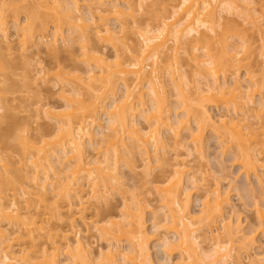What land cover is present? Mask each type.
I'll return each instance as SVG.
<instances>
[{"label": "bare ground", "instance_id": "bare-ground-1", "mask_svg": "<svg viewBox=\"0 0 264 264\" xmlns=\"http://www.w3.org/2000/svg\"><path fill=\"white\" fill-rule=\"evenodd\" d=\"M174 1L167 0V2ZM181 1L182 3L177 7L178 9L175 8L176 10L171 13L173 15L164 18L166 21L163 23L162 29L155 31L150 26L145 30L139 25L140 22L136 19L135 10L131 6L132 0H0V56L3 51L12 53L14 50V47H12L13 43L8 35L9 20L10 22L11 20L15 21V24L12 22L11 25H13L15 34H18L17 37L19 39L17 38L16 41L20 49L18 48L17 50L23 52V54L21 53L23 58L26 56L24 53L27 52L28 54L33 49L36 51L39 49L34 47H41V52L45 50V53L48 52L53 56H59L64 51L69 52L71 48H67L71 46L80 45L79 48L83 50L82 58L80 57L81 60L79 61L82 66L72 67L70 71L63 68L68 72L60 69L62 70L58 75L60 79L57 77L60 81V86L61 84L63 85L62 88H60L58 83L55 85L61 89H59L61 92L58 90L57 94L61 95L60 99L62 101H65L63 102L65 108H58L59 106L57 107L58 109L52 108L42 102L40 104L42 106L40 107L39 105L40 108L35 110L38 115L42 114L50 122L55 123L54 127L56 126L57 128L55 133L57 131L59 135L57 134L56 141L50 142L45 140V137L52 135L50 133V135L42 136L45 139L42 137L41 139L38 138L37 140L42 141L38 142V145L42 144L41 148L29 147V144L32 145L29 140L28 142L31 143L26 144L28 150L33 148L30 150H34L33 152L36 151L37 153L33 157L34 160L37 159V161L35 160L36 163H30L34 169H32L34 173H31L34 175L32 178L29 177L31 181L28 180L31 185H28L29 188L27 190L22 191L24 195H28L26 199H30L28 203L25 200L28 207H21L18 195L14 197H9L8 195L9 189L16 186L13 169H8L7 165H5L0 171V248L2 249V252L0 249V264H155L150 258L149 249L147 248L149 241L155 239L165 248L166 254L172 255L178 251L181 259H179V262L182 264L184 262H187L185 264H229V260L230 262L232 261L230 264H241L242 262H238L240 258L237 259L238 261L236 260L237 262H233L234 256L237 258V253L239 254L240 252L251 253V247L253 251V247L256 246H253V244H256L253 243L255 237L252 235L253 239L251 235L249 236L243 232L240 221L232 220L231 215V217L227 218L229 216V214L227 215L229 207H232L229 199V194L231 193L225 189L226 192L221 190V182L215 183L216 186L213 185L214 188L212 186L207 188L208 180L204 176L201 179L198 176L200 173L197 174L190 170L189 166L187 167L185 166L186 164L184 165L181 161L177 162L176 160V164H181L180 166L178 165L179 167H175L174 174L177 176L167 181L165 185H161L160 190L163 193L162 199L160 198L162 200L160 203L161 207L159 210H152L153 229L155 232L163 231V234L159 235L157 233L158 235L154 234L151 236L146 230L147 222L145 220V210L151 209V206L145 203L146 207L142 205V202L148 198L144 197L141 199L142 195L139 198H135L132 195L128 196L131 189L125 185V181L122 182V185L119 180L121 179V174L118 173L117 165L120 160H123L126 162L123 164L128 165L129 168L127 165L126 168L130 172L132 171V174L141 171L145 174V179L152 176L149 181L148 178L146 179L148 181H146V184L154 186L157 178L156 180L153 178L150 169L151 173H149L148 167L152 165V161L150 162L152 158L149 155L151 156L150 152H152V155L156 153L157 158L154 156V159L159 160H155L156 164L163 160L158 159L159 156L161 158L158 153L161 154V150H165V142L161 137L160 129L168 128L167 130H170L168 132L171 133L172 131L171 134L175 135V140L182 138L181 134L184 131L186 133L184 138L187 141L189 139L190 144H188L191 147V151L203 156L205 131L207 128H211L214 135H220V139L218 138L220 143L222 141L224 146L231 145V148L237 150L234 154V156L238 154L235 156V158L237 157L235 163L237 162L240 165L241 172H243L247 180L254 176L259 184H263L264 98L261 97L262 104H257L261 106L256 105L257 107H255L254 104L256 103L254 102L253 104V101H256V99H253L254 96L252 94L256 95V93L252 88L255 86L256 90L259 91L258 88L261 86H258L260 84L255 79L254 73H250L251 67L249 68L248 66H251L250 57H253V43L250 38L254 34L257 36L258 30L263 28L262 23L260 24L259 22L257 24L260 19L256 18L257 13L253 8L254 6L251 7L258 0ZM155 2L156 0H137V8L140 12H143ZM258 2L260 3L261 0ZM23 3L26 6H23ZM261 6L263 7L256 9L261 10L263 8L261 15L263 14L262 17H264V0ZM84 8L87 9V13H85L88 14V18L84 17L86 14L83 15L84 12L82 10ZM28 9L31 11L29 12ZM20 10H26V20L25 22H20L19 20V23L18 19L22 14H20ZM35 10H37V13ZM166 11H168V8ZM222 18H224V23H222ZM221 19L222 22L220 23ZM168 20H171L172 23L168 24ZM112 21L116 24L114 25L115 29L112 26ZM116 26L119 31L116 30ZM261 31L260 33L258 32V35L261 34ZM127 33L140 35L141 39H143V44L141 45L143 47L134 48L135 44H132V46L129 43L130 40L126 36ZM255 35L252 40L255 39ZM233 39L239 40V43L237 45L232 44L230 41ZM60 41L65 47H69H60ZM120 41L123 44V52L120 54L116 51L117 55L112 58L111 61L114 62L111 64L110 57L108 58L105 49L101 48L102 50H99L98 43L107 44L109 47L112 45L113 47L115 43ZM30 46L33 49L32 47L30 49ZM182 47L186 56L185 62L195 67V77H201L200 80L203 81L196 80L198 86H202V89L199 87V89H196L197 85L191 87L195 84V81L192 80L191 82V79L186 78L187 76L183 73L180 64L181 59L178 58L179 50ZM28 48L29 50H27ZM170 53L175 56V62L173 65L168 66L166 72L169 74L168 77L171 83L174 84V91L178 92L179 100L181 99V102L179 101L181 104L178 103L180 106L178 105L179 107L176 109H184L182 110V115H175L177 113L176 110L168 104L169 98L166 96L165 75L161 74V68L164 67L161 65L160 59L164 55L168 57ZM149 62L151 68H149ZM244 67L247 70H245V75L242 73L244 75L242 78L240 73L241 70L245 69ZM148 68L149 70L151 69L150 72L147 71ZM39 70L37 69L38 73L36 72L35 79L40 77L42 80V75H47V70L45 69V74L42 68ZM221 78L223 79V84L220 82V80L222 81ZM58 79L56 82H58ZM230 79L232 81L229 82L228 80ZM2 82L5 83L4 81ZM2 82L0 80V85H3ZM199 82L203 83V85ZM43 84L45 85V82ZM64 84L70 88L66 89ZM204 84L206 88L203 87ZM77 85L81 88H78ZM228 85L232 86V88L230 86L231 90L228 89ZM116 86L123 87V91L125 90L124 98L121 96L123 101L121 100L119 105L117 103L120 100H117L118 102L115 100L114 102ZM56 87L53 89H56ZM227 89L229 92H225ZM81 90H89L92 95L85 99ZM248 92L251 94L249 93L248 97H246L245 95ZM147 93L151 97L153 103L151 105L153 107H148V102L145 100V98H148L146 96ZM111 97L113 102H110ZM244 98L251 100L252 107L254 106L256 109L262 108V110H259L262 112H259V114L258 110H254V107L253 110L248 108V106H251L248 102L247 104L241 102V99L245 100ZM2 102H0L1 114L5 112L3 108L5 106H1ZM238 102H241V105ZM210 103L216 104L218 107L222 105V108L225 106V108L227 107L226 109H229V105H234V112L227 110L228 114H219L220 118L216 121V116L214 117L210 114ZM2 104L4 105V103ZM168 105L173 109L176 118L174 116L171 117L172 110H170L171 108ZM243 105H247L250 113L257 111L254 114L255 118L243 114L245 115L244 119L243 115H241L240 120V117H238L240 115L236 111L237 109L240 111V107H244ZM225 108L224 110H226ZM102 111L107 115L108 128L104 130L103 126H99L102 129L96 131L97 127L95 126L101 125L100 114H102ZM247 112L249 114V111ZM231 113L235 114L233 115L234 117ZM137 118V121L139 119L145 121V126L148 127L139 126L136 123ZM181 118L182 120H180ZM251 119H255L254 121L258 123L250 124ZM193 125H195V128L192 127ZM107 131L115 133V135L112 137L106 136ZM106 140L108 141L106 142ZM104 142H106L105 147L107 145L108 147L106 152L104 151L105 155H103L102 160L97 159V157L90 158L87 156V149L92 148L91 150L95 153L103 148L100 146ZM3 159H0V164L5 162V159ZM32 159L27 161L31 162ZM140 161L144 164H139ZM29 162L25 161V165L23 163L24 167L18 173L22 175L30 171ZM71 171L74 172L72 176H70L71 174L68 175ZM197 176L200 178L199 180ZM20 178H23V175ZM25 178L29 179L28 174L25 175ZM115 181L117 185L121 183L118 188L114 184ZM97 182L101 185L103 184L102 189L101 187L99 188L100 185ZM156 184L155 191H159L157 189L159 185L157 184V187ZM86 187L95 188L91 192L94 194L93 197L97 198L93 200H97L98 204V199L101 200L103 198L102 200H104L107 198L106 200H109L108 198L112 191L113 193L119 191L123 193V196H127V199L123 200L124 203L122 202V212L124 214L121 212V220L123 222L110 221V223L98 228L96 222H93L92 226L87 219L84 217L80 218L81 224L86 229L83 230L86 233L89 234L95 227L99 234L98 239L100 238L108 243L107 249L105 248L104 251L100 250L101 252L98 251L99 253L92 252L89 238L88 244L86 241L84 242L87 237L83 239L80 236L83 231L81 232L82 225L79 224L80 222L78 223L79 217L84 216L88 210V207L86 208L85 206L86 199L84 197L88 196L85 193L86 189H88ZM196 189L201 191V193L203 191L202 194L203 196L205 195L203 197L204 201L201 196L203 211L199 214L202 215L200 218H197L191 210V193L194 190L196 191ZM109 190L111 193L108 195ZM151 194L149 193L150 196H153ZM198 196L200 197L199 193ZM7 199L12 201L9 202ZM31 200H35L34 204L36 202L40 205L44 204L42 206H45L47 212L45 210L46 213L44 211L39 213V210L37 211L38 207L37 209L34 208L35 212L32 211L33 204L31 203L33 201L30 202ZM59 200H62L63 204ZM46 205L48 208H46ZM257 212L259 221L257 228L264 237V209H259ZM23 218L27 220L25 221ZM12 220L13 222L15 220L22 222L19 230L12 232L15 233L16 239H13V241L10 239L12 235H7L8 233L4 229L5 226L2 227L5 222ZM52 221H56L57 225H53ZM9 223L6 224L8 225ZM40 223L42 225H39ZM64 228L67 229L64 230ZM198 232L202 235V238L197 235ZM222 232L223 235L220 236ZM17 233H19L18 238L16 236ZM73 234L75 236H72ZM123 235L125 239L122 238ZM222 237L226 240H223L225 241L223 242L224 244L222 243ZM199 238L203 239L202 243H208L207 247L210 243L211 246L209 247L211 252L214 249L213 253H210L209 249L201 247V243H198ZM39 240L43 242L40 244L36 243ZM14 241H20V244L15 247L12 246L11 244L13 243L11 242ZM123 243L127 246L125 247ZM26 244L32 245V247L28 245L30 249H27L25 247ZM37 245L42 249L40 250L39 248L38 252H32L33 248L38 247ZM233 252H236L235 255ZM35 253L37 255L40 253L41 258L39 255L36 257ZM262 257V260H260L264 264V256ZM35 261L37 262L35 263ZM204 261L208 262L204 263Z\"/></svg>", "mask_w": 264, "mask_h": 264}, {"label": "rangeland", "instance_id": "rangeland-1", "mask_svg": "<svg viewBox=\"0 0 264 264\" xmlns=\"http://www.w3.org/2000/svg\"><path fill=\"white\" fill-rule=\"evenodd\" d=\"M258 1H257V3L255 2L256 4L253 3V5L251 7L254 6L253 8L255 9V12L257 13L256 18L260 19L259 21H257V24L259 22H260V24L262 23L261 25L263 26V28H261L262 31L258 30L259 33L261 31V34L258 35V32L256 33L257 36L254 34L256 36L255 39L252 40V38H254V35L251 34L253 37L250 36L251 37L250 41H252V43H253V45H252L253 46V49H252L253 50V57H250V59H249L250 62H251V66L248 65L249 68L251 67L250 68V73L251 72L254 73L255 79L260 84L258 86H261V87L258 88L259 91L256 90L255 86H254V88H252V89L255 90V93H256V95L254 93H253L254 95L252 94V96H254L253 99L254 100L256 99V101H253V104H254V102L256 103V104H254L255 107L259 106L257 104L261 103V97L264 98V17H262L263 14L261 15V13H262L261 10L263 8H261V10H258V9H260V7H263V6H261L263 0H261L260 3ZM181 3H182L181 0H175L174 2H167V0H156V2L153 5L148 6L146 8V10H144L143 12L142 11L140 12L139 9L137 8V0H132L131 6L135 10L136 19L140 22L139 25H141L142 29L146 30V28L148 26H150V27H152V29L154 28L155 31H157L159 29H162L163 23L166 21V20H164V18L165 17L168 18L171 15H173L171 13L173 11H175L176 9H178L177 7H179L181 5ZM250 4H251V2H250ZM257 4H259V5H257ZM23 6H26V4L24 5V3H23ZM173 7H174V10H173ZM251 7H249L250 10H253ZM165 8H166V10L168 8V11H166ZM256 8H258V9H256ZM23 9H25V8H23ZM85 9L86 8H84L82 10L84 12L83 15H85L87 13L86 12L87 9L86 10ZM28 10H29V12L31 11L30 9H28ZM35 11L37 13V10H35ZM25 12H26V10H23V11L20 10V14L21 13L22 14L21 15L19 14L20 16H19L18 22H19V20H20V22H25V20H26L25 19L26 18L25 17L26 16ZM252 12H254V10ZM43 15H45V14L43 13ZM43 15H41V16H43ZM84 17L88 18V14H86ZM227 17H228V15H227ZM222 19H223V22H222ZM222 19L220 20V23L221 22L224 23V18H222ZM256 20H258V19H256ZM168 21H169L168 24L172 23L171 20H168ZM12 22H14V24H15L14 20H11V22H10V20L8 21V23H10V25L8 26V31H9L8 35L10 37L9 38L10 41L13 43L12 47H14V50L12 51V53L7 52V51H3L1 56H0V80H1V82L2 81L5 82V83L2 82L3 85H0V87H1L0 88V97H1L0 102L3 101L2 103H4V105L1 103V106L2 107L5 106V107H3L5 112H3L2 114L0 113V117L3 116V117L0 118V159L1 158L5 159V162L3 164H0V171H2V169L5 167V165H7L8 169L10 168V169H13L15 171L14 172L12 170V172L14 174V179L16 180V186L14 187L15 189L14 188L9 189L8 195H9V197H14L15 195H18V200H19V204H21V207H23V206L24 207H28L27 204L25 203V200H27L26 198H28L27 197L28 195L27 196L24 195L22 193V191L23 190H27L29 188L28 185H31V184H29V182L31 181L30 179L32 178V176L34 175V174L33 175L31 174V173H34V171H33L34 169L32 168L31 164L34 163V162L36 163L37 159H35L36 160L35 161L33 157H35L37 153H36V151L33 152L34 150H30V149H33V148H30L29 149L30 151H29L26 148L27 147L26 144H29V143L32 142V145L29 144V147L41 148L42 144L38 145L39 144L38 142L41 141V140H37L38 138L41 139V137L43 135L45 136V135H48L50 133L52 135L49 134L50 136L45 137L46 139L42 137L46 141L50 142V141H56V137H58L57 136V134H58L57 131L55 133V130H57L56 126L54 127L55 123L53 124L52 121L50 122L42 114H41L42 116L38 115L36 113L37 111L35 112V110H38L36 108H40L42 106V105H40V104H42V102L44 104H47V106L49 105V107H52V108H57L58 106H59L58 108H60V107L65 108L64 107V103H63L65 101L64 100L62 101V99H60L61 95L59 96L57 94L61 90L60 88H62V86H63L62 84H61V86L59 84L60 77H58V75L60 74V71H62L64 69H68V71H70V69H72V67H77V66L81 67L82 64H80L79 61L82 58L81 55H82V51L83 50L81 48H79L80 45H77L75 47L66 46V47H69L67 49L71 48L69 50V52H66V51L62 52L63 51V49H62V51H60L62 53L59 54V56H57V55L53 56V55L49 54L48 52L45 53L46 52L45 50H44L45 52L44 51L41 52L40 51L41 47H34V48H39L38 50L40 52L37 50L38 51V53H37V51L35 49H33L32 46H30L29 48L31 49V47H32L33 50H31V52L28 51V52H30L28 54H27V52L24 53V54H26V56L23 58V56H21L23 54V52L22 51L20 52V50L19 51L17 50L19 48L18 43L16 41L17 38H18L17 37L18 34H15L16 32L14 31L13 25H11ZM111 23H113L112 26L114 28V25H116V24L113 21ZM262 26H260V27H262ZM117 28L118 27L116 26V30L119 31ZM126 36H128V39L130 40L129 43L131 45L135 44V46L132 45L134 48H142L143 47V46H141L143 44V39H141L140 35H132V33L131 34L127 33ZM230 42L232 44L237 45V43H239V40L233 39ZM121 43H122V41L117 42V43H115L113 45V47H112V45L109 47V45H107V44L103 45L102 43H98L99 48H100L99 50H102V49L104 50L105 49V53L108 54V58L110 57L109 60H110L111 64H113V62H114V61H111V60H112V58L116 57V55H117L116 53L118 52V53L121 54V52H123V44H121ZM59 46L60 47L64 46V48H66L65 45L61 41L59 42ZM29 48L27 50H29ZM136 50H138V49H136ZM179 51L180 52L178 53V58L181 59L180 64L182 66L183 73H185V75L187 76L186 78H190L191 79V82H192V80L195 81V84H193V86H191V87H194V85H197V87L195 86L196 89H197L199 86H198V82L196 80L199 81L201 77H195L196 76L195 75V72H196L195 71V67L191 66V64H187V62H185V57L186 56L184 54L183 47ZM124 53H125V51H124ZM37 54H40V55H37ZM126 60H127V58H126ZM174 62H175V56L173 54H171V53H170V55L168 57L166 55H164L160 59V63L164 67V68H161V74L165 75V82H166L165 86H166V91H167L166 96H167V98H169L168 99V104H170V106L173 109L176 110L177 113H175V115H180L183 112L182 110H184V109L178 110L176 108L180 106L181 99L179 100L180 97H179V95H177L178 92L176 91L177 92L176 93L174 91L175 90L173 88L174 84L171 83L170 78L168 77L169 74L166 72V70H168V66L173 65ZM40 65H42V66H40ZM148 65H149V68H151L150 67V62H149ZM2 68H5V69H2ZM41 68L44 70V74L46 73V70H47L46 74L48 76L47 75H42L43 79L45 81L43 79L41 80L40 77H39V79L36 78L37 80L35 79L36 74L38 73L37 69L39 70ZM149 68L147 69L148 72L151 71V69L149 70ZM60 69H62V70H60ZM245 70H247V69L245 68V69L241 70L240 76L242 78L245 75L244 74L246 72ZM64 71H67V70H64ZM60 76H62V75H60ZM182 76H184V75H182ZM45 77L46 78L48 77L47 81H46ZM63 77H64V75H63ZM57 79H58V82H56ZM228 81L230 82L232 80L230 79ZM44 82H45V85L43 84ZM48 82H49V84H48ZM201 82H203V81H201ZM201 82H199V83L201 85H203V83H201ZM220 82H221V84H223L224 83L223 79H222V81L220 80ZM57 83L60 86V88H58L59 86L58 87L55 86ZM86 84H87V82H86ZM118 85L120 86V84H118ZM80 86L78 87V85H77L78 88H81ZM117 86L115 88L116 89V92H115L116 96L114 97V102H115V100L116 101L120 100L119 103H117L119 105V104H121V100H122L121 96H123V98H124L125 90L123 91V87H117ZM230 86L228 85V89L231 90L232 86H231V88H230ZM55 87H56V89H53ZM68 87L69 86H66L65 88L68 89ZM203 87H205V84H204ZM222 87H223V85H222ZM199 88L202 89V86L199 87ZM84 89H86V88H84ZM228 89L225 92H229ZM56 90H57V92H56ZM254 90H252V91L254 92ZM81 91H82L83 97L85 96L84 97L85 99H87L89 96L92 95V93L89 90H81ZM252 91H250V92L252 93ZM250 92H248L245 96L248 97V94ZM199 93H200V90H199ZM63 95L65 96V94H63ZM146 96H148V93L146 94ZM227 96L229 97V95H227ZM249 96H251V95H249ZM249 98H248V100H246L244 98L246 101L242 100L243 99L242 98L241 102H243L244 104H247V102H248L251 105L250 107L248 106V108H252L251 110H253L254 106L252 107L253 104H252L251 100H249ZM145 100H146V102H148V107L153 105L151 97L148 96V98L147 99L145 98ZM259 100H260V102H259ZM89 101H91V100H89ZM110 102H113L112 101V97H111ZM241 102H238L239 105H241L240 104ZM151 103H152V105H151ZM178 103H180V104H178ZM36 104H37L38 107L36 106ZM230 104H232V103H230ZM39 105H40V107H39ZM210 105H209L210 114L212 116H214V117L216 116L215 117L216 121H218V119L220 118L219 117L220 115L228 114L227 110L229 112H234L233 111L234 110V105L233 106L232 105L228 106V108L230 110L226 109L227 107L225 108V106L222 108L221 107L222 105H219V107H218V105L212 104V103H210ZM170 106H169V108H171ZM243 106H244V107H242L243 109L240 107V111L238 109L236 111V113L237 114L239 113L238 115H240V116H238V115H236V116L240 117V120H241V117H242L241 115H243V114H246V116L249 115L250 117L251 116L254 117V114H256L257 111L256 112L253 111L254 113H252V112L250 113V110L247 108V105H243ZM231 107H233V108H231ZM255 107H254V110L256 109ZM172 108L170 109V110H172L171 117L174 116V113H173L174 111H173ZM219 108H220V110H219ZM224 108L226 110H224ZM5 109H7V110H5ZM150 109H152V108H150ZM147 110H149V109H147ZM256 110H258V113L262 112V111H259V110H262V108H259V109H256ZM247 111H249V114H248ZM101 113H102V114H100L101 125L95 126V127H97L95 129L96 131H99L102 128H104V130H107V128H108L107 121H106L107 120V115L103 111ZM231 114H232V116L235 115L234 113H231ZM39 116H41V117H39ZM244 116L245 115H243V119H244ZM174 117L176 118V116H174ZM138 118L136 119V123H138L139 126H142V127H143V125L145 126V121H143L142 119H139V121H137ZM180 120H182V118ZM180 120H179V122H180ZM254 120L255 119H251L250 120V124L256 123ZM192 121H193V119H192ZM192 121H191V123L193 124ZM146 123H147V121H146ZM99 126H101V127L103 126V127L100 128ZM145 127H148V126H145ZM192 127L195 128V125H193ZM165 128L160 129L161 137H162L163 141L165 142L164 143L165 144V150H161L162 151L161 154L158 153L159 155H161V158L159 156L158 159H163V160H160L161 162H158L156 164V161H159V160L154 159L155 158L154 156H156V153L154 155H152V152H150L151 156L149 155V157L152 158V160L150 159V162L152 161L151 164L153 165V167H152V165H151V167L149 166L148 170L150 169L152 171V175H153V178L155 180L157 178L158 181L156 180V182H157V184L159 185L160 188L158 187L156 182H155V184L157 185V187H158L157 189H159V191H155L156 190L155 184H154V186L150 185V184H148L149 185L148 186L146 184L149 181V179L152 178V176L147 177L148 178V181H147L146 180L147 178L145 179V174L142 173L141 171L140 172H136L137 174L136 173L132 174L131 173L132 171L130 172L126 168L127 164L124 165L126 162H124L123 160H120V163L117 165L118 173L121 174L120 175L121 179H119V180L121 181V183L123 181H125V183H126L125 185L128 186L129 189H131L130 192L128 191L129 192L128 196L132 195L135 198L136 197L139 198L140 195H142L141 199L144 198V197L148 198V199H145L144 201L142 200L143 201L142 205L146 204V205H150L151 206V209L148 208V210L150 209V211H148L146 209L145 210L146 213L144 212L146 214L145 215V220L147 222L146 223V225H147L146 230H147V232H149L148 234L151 235V236H153L154 234L155 235L163 234V231H159L160 232L159 233L158 231L155 232V230L153 229L152 225H154L153 224L154 222H153V218H152V216H153L152 215V210H159L160 209V207H161L160 203L162 201V200H160V198L162 199V196H163V193L160 190L161 189V185H165L167 181L172 180V179H174L177 176V175L174 174V170H175V167L177 168V167H179L181 165V164L179 165V164H176V163L178 161H181L182 164H184V165L186 164L185 166H187V167L189 166L190 170L196 172L197 174L200 173V175H198V176L201 179L204 176L208 180L207 181L208 184H206V185H208L207 188H209L211 186L213 187V185L216 186L215 183L221 182L220 183L221 186H222V187L220 186L221 190L222 191H225V190L227 191L228 190L229 193H231V194H229L230 195L229 199L231 201L230 204H231L232 207H229L231 210L228 208L229 209V211H228L229 213H227V211H226L227 215L229 214V216H227V218L232 216V218H231L232 220L240 221V223L242 225V228H243V232L245 234L249 235V236L251 235V237H253V236L255 237V239L253 237V239H254L253 243H256V244H253V246L254 245H256V246L253 247V251H252V247H251V251H250L251 253H248V254L246 252H242L243 254L241 252L239 254L237 253L238 257L235 258L236 256H234L233 262L240 258L239 261L238 260L237 261L240 262V263L242 262L241 264H262V261H261L262 259L261 258H263L262 256H264L263 255V252H264V237H263V235H261V231L260 230L258 231V228H257V226H258L257 224H259L257 210L262 209V208L264 209V203H263L264 202V198H263L264 197V181H263V184H259L258 180L254 176H251L247 180L246 176L243 174V172H241L240 165H238L237 162L235 163V160L237 158V157L235 158V156L238 155V154H236L235 156H234V154L236 153L237 150H235V148H231V145H229L228 142H227L228 143L227 144L226 140H224V142L227 145H229L230 147L229 146H224V143H222V141H221V143H222L221 144L220 140H219L220 139L219 138L220 135H218V136L214 135L213 132H212L213 130L211 128H209V129L207 128L206 131H205V135H204L205 136V138H204L205 144L203 143V147L205 146V149H203V154H204L203 156L197 155L195 152L191 151V147L189 145L190 144L189 143V139L187 141L184 138V136H186V133L184 131L181 134L182 138H180L179 140L178 139L175 140V138H174L175 135L171 134L172 131L170 133V132H168L170 130H167L168 128L167 129H165ZM108 135L110 137H112V136L115 135V133L107 131V135L106 136H108ZM28 140L31 141V142H28ZM36 140H37V142H36ZM107 141L108 140H106V142ZM106 142L102 143L103 145H101L100 147H103V148H101L100 150H98L95 153H94L93 150H91L92 148L90 149L88 147L89 149H87V154H88L87 156H89L90 158L97 157V159L99 158V160H102L103 159V155H105L104 153L106 152L107 147H108V145H107V147H105V145H106L105 143ZM150 149H149V151H150ZM224 149L226 150L225 152H224ZM233 151H235V152L233 153ZM156 158H157V156H156ZM31 159H32V161L29 162ZM23 160H25L26 162H29V165L31 166V170L32 169L33 170L31 172V170L29 169L30 171H28L27 173L25 172L26 174L25 173L22 174L23 178H20V177H22V175L20 173H18V172H19V170L22 167H24L23 163L25 165V161L23 162ZM27 160H29V161H27ZM176 160H177V162H176ZM139 164L143 165L144 163H141V161H140ZM35 166H34V168H35ZM127 167H128V165H127ZM150 170H149V173H151ZM71 172H69L68 175L71 174L70 176H72V174L74 172L73 171H71ZM27 174H28V178L29 177H31V178H29V179L25 178V175H27ZM141 174L142 175L144 174V175L142 176ZM120 176H119V178H120ZM198 176H197V178H198ZM187 177H188V175H187ZM200 178H198V180ZM28 180H30V181H28ZM117 182H118V180H117ZM117 182L115 181L114 184L117 185ZM150 182H153V181H150ZM97 183H99V182H97ZM121 183L118 184V185H121ZM99 185H100L99 188L101 187V189H102V185L103 184L101 185L99 183ZM118 185L116 186V188H118ZM122 185H123V183H122ZM186 186L189 187L188 185H186ZM119 187L121 188V186H119ZM128 187H127V189H128ZM86 188H88V187H86ZM89 189H90V191H89ZM94 189L95 188H88L85 191V193L88 196H84L87 201L85 199L84 200H85V206H86V208L88 207L87 208L88 210H87V213H85L84 216L79 217L78 223L79 222H80L79 224L82 223L81 219L83 217L85 219H87L88 222H91V224L93 222H96V225H97L98 228H101L104 225H106L107 223H110V221L114 222L116 220L118 222H121L122 221L121 220L122 219L121 212H122V208H123L122 207V202H123L124 199H127V196H123V193L119 192L118 189H116L118 192H114L113 193V191H112L113 194L109 190L108 195L110 193L112 194V195L111 194L109 195V198H108L109 200H106L107 198L104 199V200H102L103 199L102 198L101 199L102 201L100 199H98L99 200V204H98L97 200H95V201L93 200V199H97V198H95V196L93 197L94 194H93V192H91V190H94ZM122 189H119V190H122ZM200 190H203V189H200ZM194 191H193V193H191L192 200L190 199L191 200V210H192L193 214L197 218H200L202 215H199V214L202 213V211H203V208H202V204L203 203H202L201 200L203 199V201H204L203 197L205 195L203 196V194H202L203 191H202V193H201V191H199L197 189H196L195 192ZM128 192H127V194H128ZM115 193H117V194H115ZM149 193H152L151 195H153V196H150ZM198 193H199L200 197L198 196ZM147 195H149V197H147ZM159 196H161V197H159ZM201 196H202V199H201ZM124 197H126V198H124ZM10 199H12V198H10ZM7 200L9 202H11L13 199L12 200L7 199ZM29 200H27L26 202L28 203ZM159 200H160V202H159ZM32 201H33V203H31V204H33L32 205V209H33L32 211L35 212V209H37V207H38L39 209H37V211L39 210V213L40 212L43 213V211L45 212V210H46L45 206H42L44 204L40 205V204H37V202H36V204H34L35 200H31L30 202H32ZM59 201L62 202V204H63L62 200H59ZM87 202H88V204H87ZM59 204H61V203H59ZM146 205H145V207H146ZM46 208H48L47 205H46ZM40 209H41V211H40ZM37 211H36V213H37ZM34 212H32V213H34ZM46 212H47V210H46ZM75 212H77V211H75ZM122 214H124V213L122 212ZM96 215H97V217H96ZM24 216H26V215H24ZM161 218H162V216H161ZM23 219L25 221L27 220L26 218H23ZM21 220H19V221H21ZM9 222H11V223H9ZM157 222H159V221H157ZM160 222H161V220H160ZM6 223H9V224L7 225ZM21 223L22 222H17V220H15V222H13V220H12V221H7V222L4 223L5 225H2V227L5 226L4 229H6V231L8 233L7 235H9V234H10V236L12 235L11 236L12 238L10 237V239H12V241H13V239H15V233H12V232L14 230L18 231L19 230V226L20 225L22 226ZM41 223L39 225H42ZM52 224L53 225H57L56 221H52ZM234 224H235V222H234ZM88 225H89V223H88ZM221 225H219V226L221 227ZM92 226H93V224H92ZM54 227H56V226H54ZM167 228H168V226H167ZM65 229H67V228H64V230ZM81 229H82L81 232L83 231L84 233H86V231L83 230V229H85L83 225L81 226ZM96 229L97 228L94 227L93 230L90 231L89 234L88 233L84 234L82 232L80 236L83 239L85 237H87L84 240V242L86 241V243L89 242L88 241V238H89L90 244H91V246L93 248V249L91 248L92 252L99 253L98 251H100V250L104 251L105 248L107 249V244L108 243L105 240H102L100 238L98 239L99 234H98ZM214 229H216V228H214ZM152 232H155V233H152ZM199 232H198L197 235H200ZM18 234L19 233H17V235H16L17 238H18ZM222 235H223V232H222V234H220V236H222ZM72 236H75V234H73ZM170 236L172 237V235H170ZM200 236L202 238V235H200ZM37 237L39 238L38 235H37ZM124 237L125 236L123 235L122 238H124ZM201 238H199L200 240L198 241V243L199 242L201 243V247L203 249L207 248V249H209L210 253H213L214 249L211 252L210 247H209V246H211L210 243H209V246H208L209 248H208L207 247L208 243L207 244L206 243L205 244L202 243L203 239H201ZM10 239H8V240H10ZM18 240H20V239H18ZM22 240H24V239H22ZM156 240L157 239L151 240V241H149V244H147L148 245L147 248L149 249L150 258L153 260V262L155 264H180L181 263V262H179V259H180L179 256L180 255H179L178 251H176V253H174L172 255H169L168 253L166 254L165 251H164L165 248H163L162 244H160ZM223 240H225V239H223V237H222V243L226 241V240L225 241H223ZM39 241L36 242V243L40 244L41 242H43L42 240L40 242ZM124 242H125V240H124ZM11 243H13L11 245L15 247L18 244H20V241H16V242L14 241V242H11ZM28 243H29V241H28ZM28 245L26 244L25 247L27 249H30V247H32V245H29L30 247ZM123 245L125 247L127 246L125 243H123ZM37 246H38L37 248L36 247H35V249L33 248V251L31 249V251L32 252L37 251L40 248L39 245H37ZM13 249H15V248H13ZM41 249L42 248H40V250ZM1 252H2V249H1ZM235 253H234V255H235ZM250 254H252V255L249 256ZM35 255H36V257L38 256L36 253H35ZM40 256L41 255H39V257ZM258 259H259V262H258ZM39 260H41V259H39ZM36 262L37 261H35V263ZM207 262L208 261H204V263H207ZM185 263H187V262H184V264ZM230 263H232V261L230 262V260H229V264Z\"/></svg>", "mask_w": 264, "mask_h": 264}]
</instances>
